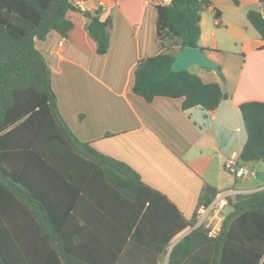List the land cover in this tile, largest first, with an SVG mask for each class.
<instances>
[{"label":"trees","instance_id":"trees-1","mask_svg":"<svg viewBox=\"0 0 264 264\" xmlns=\"http://www.w3.org/2000/svg\"><path fill=\"white\" fill-rule=\"evenodd\" d=\"M210 4L156 5L162 50L138 60L134 93L146 101L181 97L183 110H213L227 97L217 81L170 69L178 49L201 47V14ZM69 9L85 16L96 52L105 53L111 20L99 9L92 13L72 0H0V264H160L166 255V264H264V186L229 197L231 210L209 236L204 225L194 226L196 211L184 219L165 196L157 203L130 164L73 133L35 45L51 30L67 35ZM246 17L264 49V16L249 9ZM238 108L246 134L239 160L264 161V100ZM217 193L204 184L199 205ZM154 209L163 216H153ZM183 229L190 230L169 248Z\"/></svg>","mask_w":264,"mask_h":264},{"label":"crops","instance_id":"crops-1","mask_svg":"<svg viewBox=\"0 0 264 264\" xmlns=\"http://www.w3.org/2000/svg\"><path fill=\"white\" fill-rule=\"evenodd\" d=\"M99 1L72 0L89 12L99 9L101 18L111 20L105 53L96 52L85 28L87 19L74 9L66 12L73 23L66 36L51 30L44 40H35L50 68L59 112L73 133L130 164L151 188L154 200L162 202L165 196L184 219L195 214L206 183L217 192L229 188L249 192L264 186H238V180L224 168L232 153L239 154L246 137L239 103L264 100L263 40L246 17L249 9L264 16V0H238V4L209 0L210 6L201 14L199 45L206 48L221 74L201 67L198 75L206 82L217 81L227 94L213 110L198 106L183 110L181 97L155 96L146 101L134 93L138 60L162 50L156 39L157 4L153 0H102L105 6L101 8ZM234 54L242 56L239 66L228 62ZM230 210L229 205L226 212ZM152 212L163 216L160 210ZM189 230L177 232L169 248ZM136 244L141 248V243ZM166 261L167 255L160 264Z\"/></svg>","mask_w":264,"mask_h":264},{"label":"built area","instance_id":"built-area-1","mask_svg":"<svg viewBox=\"0 0 264 264\" xmlns=\"http://www.w3.org/2000/svg\"><path fill=\"white\" fill-rule=\"evenodd\" d=\"M158 5L168 4L170 0H153ZM99 6L103 8L105 6L104 1H99ZM62 45V39L58 42ZM225 170L233 175L235 179L242 181L253 172L245 164L241 163L237 153H232L224 163ZM245 192L237 188H229L219 191L215 197L206 205L200 204L196 209V222L195 225H204L208 228V235H216L221 228L222 220L225 216L224 208L228 204V198L234 196L237 193Z\"/></svg>","mask_w":264,"mask_h":264},{"label":"water","instance_id":"water-1","mask_svg":"<svg viewBox=\"0 0 264 264\" xmlns=\"http://www.w3.org/2000/svg\"><path fill=\"white\" fill-rule=\"evenodd\" d=\"M191 66L206 67L215 72H220L219 67L205 53L201 47L184 46L175 52L174 59L170 65L173 71L186 70ZM47 73L50 74V68L47 67Z\"/></svg>","mask_w":264,"mask_h":264},{"label":"rangeland","instance_id":"rangeland-1","mask_svg":"<svg viewBox=\"0 0 264 264\" xmlns=\"http://www.w3.org/2000/svg\"><path fill=\"white\" fill-rule=\"evenodd\" d=\"M207 8L204 9V11H206ZM205 17L206 19H209L211 17L210 14H208V12H206L205 14ZM212 38L211 34L207 33V39L210 40ZM212 60V59H211ZM242 56L240 54H234V56L230 57L228 59V62L231 66H239L240 63L242 62ZM214 62V61H213ZM216 64V63H215ZM217 65V64H216ZM189 71L193 72V73H196V74H200L203 70L201 67L199 66H191L188 68ZM220 69V68H219ZM221 72V70H220ZM244 135L245 134V129H244ZM254 163V164H253ZM247 166L249 167V169L253 172V175H250V177L246 178V180L244 181H239L238 180V186H241V187H247V186H251V185H256V184H260V186L264 183V161H260V162H249L247 164ZM231 178L233 177L231 174H228ZM228 206L227 205L225 207V210H224V214H226V209H228Z\"/></svg>","mask_w":264,"mask_h":264}]
</instances>
